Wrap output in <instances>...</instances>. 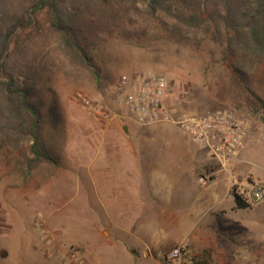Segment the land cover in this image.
I'll list each match as a JSON object with an SVG mask.
<instances>
[{"label": "rangeland", "instance_id": "374dc122", "mask_svg": "<svg viewBox=\"0 0 264 264\" xmlns=\"http://www.w3.org/2000/svg\"><path fill=\"white\" fill-rule=\"evenodd\" d=\"M30 1L0 0V28ZM58 3L80 49L67 45L44 9L34 27L17 33L5 61L40 118L43 156L34 159L29 133L18 125L26 115L10 119L0 96V247L13 248L0 264H62L71 250L93 264H125L126 256L142 253L164 262L174 244L140 242L154 234L183 237L193 248L186 240L177 244H186L187 256L199 262L245 264L246 247L264 244V198L231 209L228 197L208 227L212 245L196 239L193 222L157 227L159 202L174 218L182 216L175 185L160 201L153 196L159 191L153 174L162 154L160 127L178 125L138 123L119 101L117 83L124 75L162 76L168 82L164 103L175 114L231 110L261 149L256 169L264 175V143L256 141L264 133V53L234 35L221 0H160L154 8L150 0ZM133 156L137 163L153 161L137 165L153 177L142 182L148 193L142 209V198L126 195L133 192ZM148 221L150 230L140 227ZM214 245L225 250L222 256Z\"/></svg>", "mask_w": 264, "mask_h": 264}, {"label": "crops", "instance_id": "0c3cea01", "mask_svg": "<svg viewBox=\"0 0 264 264\" xmlns=\"http://www.w3.org/2000/svg\"><path fill=\"white\" fill-rule=\"evenodd\" d=\"M160 129H163V131L160 132L162 154L159 166L154 168L155 170L153 174L159 175V191L158 193L156 191L153 192V196L158 195L160 201V199L165 197L164 190L170 184L173 188L175 185L179 200L178 210L182 213V216L174 218L173 214H171V216L168 209L159 202V220L156 222L157 227L161 228L163 226L164 229H167V225L170 223H182L183 221L193 222L192 226L197 229V232L195 233L196 239L201 240L205 245H212L214 243L211 240L212 234L210 236L208 227H212L211 224L216 216L225 211L222 207L223 202L228 197H231L233 204H230L229 207L231 209H236L231 195L232 184L237 181L244 182V180L250 178L258 180L264 187V175L260 172V169H256L260 165L258 159L260 158V160L263 161V157L259 153L261 149H258L252 141H249L248 137L246 146L239 155L230 160L226 165L222 166L216 158L207 157L196 144L192 143L190 140L189 142V138L187 139V136L181 131L180 127L173 124H165L161 126ZM115 160L119 159L115 158ZM132 160L134 166L132 170V177L134 180L132 185L133 192H127L126 195L142 198V204L139 206V208L142 209L146 201L144 200V197L148 195L145 189L146 186L142 184V182L147 181V179L151 180L153 177L150 174L149 177H147L145 170L143 171L141 168L140 170L137 169V165L146 166L153 164V161L150 158H144L143 162L139 159L137 163L135 156L132 157L131 161ZM103 174L105 173H101V175ZM112 175L115 176V174ZM86 176L93 177V174H87ZM251 205L252 204H250L249 207ZM151 223L153 222H142L140 227L150 230V227H152ZM157 235H151L152 240L150 239L149 241L140 238V242L141 244L168 243L176 245L181 240H186L183 237L177 240L163 239L161 236L158 237ZM186 242L190 249L193 248L187 240ZM256 246L257 247L255 248L252 246L246 247L248 250L246 256L241 258L242 263L264 264V244L259 243ZM214 247L216 253L217 250L222 251V253L225 251L221 247L215 245ZM3 250L5 253H2ZM12 251V247H0V259L7 258ZM194 253L197 252L194 251ZM217 254L220 256L219 253ZM191 256L192 255H188L187 257ZM148 258L157 259L162 262V264H170L169 261L163 262V260L156 257L150 255L147 256L146 253L134 257L128 255L122 260L125 264H149L150 262H148ZM84 264H93V261L86 259L84 260Z\"/></svg>", "mask_w": 264, "mask_h": 264}, {"label": "built area", "instance_id": "2783aa9c", "mask_svg": "<svg viewBox=\"0 0 264 264\" xmlns=\"http://www.w3.org/2000/svg\"><path fill=\"white\" fill-rule=\"evenodd\" d=\"M118 99L138 123L151 125L158 122L177 124L181 131L207 156L216 158L222 165L239 155L246 146L249 126L231 110L211 109L200 113L175 114L164 103L168 82L162 76L146 77L143 74L122 76L117 83ZM256 141L264 143V133L256 135ZM234 190L249 204L264 198V187L256 179H246L232 184ZM45 243L51 241L43 235ZM186 244L172 246L164 258L170 264H197L186 256ZM62 264H84L77 251L63 256Z\"/></svg>", "mask_w": 264, "mask_h": 264}, {"label": "trees", "instance_id": "16d2710c", "mask_svg": "<svg viewBox=\"0 0 264 264\" xmlns=\"http://www.w3.org/2000/svg\"><path fill=\"white\" fill-rule=\"evenodd\" d=\"M60 0H31L30 5L24 8L21 13L14 14L10 17L11 23L5 29L0 28V96L2 97V107L6 110L7 115L13 121H17L18 117L26 115L22 118L18 125L29 133V139L32 143L30 151L34 159L43 156L39 149L38 127L40 118L36 114L34 107L28 102V91L16 84V79L5 67L6 58L10 54V45L18 32L32 28L37 22L38 12L46 9L49 15V22L57 30H63L66 35L67 45L77 51L80 49L77 41V33L68 24L66 15L60 9ZM154 8L159 4L160 0H150ZM223 5V17L231 26L234 35L243 42L246 40V48L255 47L257 51L264 53V0H240L234 3V0H221ZM240 21V22H239ZM242 21V22H241ZM236 209H245L249 207V203L241 198L234 190L231 191ZM222 254V251L217 250ZM164 260V262H166ZM197 264H207L199 262L192 258Z\"/></svg>", "mask_w": 264, "mask_h": 264}, {"label": "water", "instance_id": "95a60500", "mask_svg": "<svg viewBox=\"0 0 264 264\" xmlns=\"http://www.w3.org/2000/svg\"><path fill=\"white\" fill-rule=\"evenodd\" d=\"M124 129L126 130V127H124Z\"/></svg>", "mask_w": 264, "mask_h": 264}]
</instances>
